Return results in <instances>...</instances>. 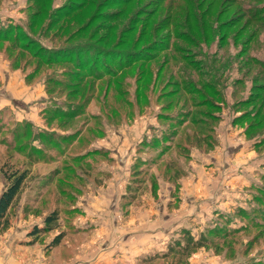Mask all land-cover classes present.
Masks as SVG:
<instances>
[{
    "label": "rangeland",
    "instance_id": "374dc122",
    "mask_svg": "<svg viewBox=\"0 0 264 264\" xmlns=\"http://www.w3.org/2000/svg\"><path fill=\"white\" fill-rule=\"evenodd\" d=\"M240 8L232 0H0V26L12 28L7 41H0V166L6 162L30 172L9 209V226L0 232V264H72L102 249L94 236L99 226L114 232L112 248H126L133 245L127 232L142 223L149 230L156 219L155 229L164 234L160 248L136 264H264V29ZM34 9L41 15L33 21ZM228 22L235 25L225 28ZM24 44L28 53L21 50ZM58 47L70 49L73 62L80 52L78 70L65 61L47 66L32 56L45 58L47 49ZM151 53L155 58L147 64ZM118 66L121 71L109 77ZM98 73L105 75L100 82L85 81L100 86L95 98L76 86L74 79ZM187 73L201 88L191 96L181 91ZM28 74L33 76L27 80ZM210 85L218 97L204 89ZM176 86L180 93L173 97ZM67 99L83 106L81 114L46 122L53 103L63 106ZM188 110L192 114L185 118ZM85 121L73 142L60 140ZM190 122L215 143L192 146L185 157L175 145L190 142ZM42 132L54 136L48 142ZM57 145L66 148V156ZM87 149L108 155L91 154L83 165L72 162ZM135 157L143 160L134 167L143 182L125 196ZM54 170L58 174L50 176ZM4 187L0 174V194ZM114 193L103 224L95 213L87 216L90 203ZM52 210L59 228L29 237ZM209 229L211 244L184 263L168 253L183 232L197 239ZM62 231L60 245L48 248Z\"/></svg>",
    "mask_w": 264,
    "mask_h": 264
},
{
    "label": "trees",
    "instance_id": "16d2710c",
    "mask_svg": "<svg viewBox=\"0 0 264 264\" xmlns=\"http://www.w3.org/2000/svg\"><path fill=\"white\" fill-rule=\"evenodd\" d=\"M234 3L239 4V8L240 6H242L240 8L241 13L243 15V17H245L246 19H248L249 21L253 22V23H257L261 29H264V5H260V6H251L250 4H247L249 1V3H252V1L254 2L255 0H232ZM257 5V4H256ZM35 12H33L31 14V18L34 21L35 19H38L39 16L41 15L40 11L37 10H33ZM232 21H236L235 18ZM32 25V24H30ZM228 25L230 26H224L225 28H232L233 25H235V23L233 22H228ZM3 26H0V41H7L8 39V35L6 36L5 34H8L7 31H9L10 26L7 24V26L5 28H2ZM4 35V36H2ZM236 38V37H235ZM17 39V38H16ZM249 43L248 41L243 42V46L246 47L248 46ZM22 51H27L28 53V46L26 44H24L21 47ZM69 50L70 49H66V48H62V47H58L55 49H47L48 52H46V57H43V54L41 53H34L32 54L33 57L37 58L40 60V63L49 66L50 64H55L61 61H65L69 64L72 63V65H74L75 70H78V68L80 67V52L77 50V52L74 53L75 55V59L74 62L72 60V56L69 54ZM151 51H156V50H151ZM243 51V52H242ZM238 57H240V55L242 53H245L246 50H242ZM18 58V55L14 56V61H16ZM147 58V57H146ZM154 54H148V60L146 61V63H151L154 60ZM247 62H249V59H246ZM26 62H24V65H28V61L25 60ZM130 61V60H129ZM257 65V63H255ZM261 65V64H260ZM24 66V67H25ZM262 69H264V64L261 65ZM163 68V67H162ZM161 69H158L157 71L160 72ZM34 69H37V67H35ZM122 67L118 66V68L107 74L109 77H111V75L113 76V78L115 77L116 73H118V71H121ZM192 70V69H191ZM186 71V70H185ZM196 72L197 75L198 74V69L194 68V70ZM35 71H32V73ZM185 73V72H184ZM89 76H87V74H84L83 76H80L79 80L74 79L76 86L82 87V89L84 90V92L90 93L92 92V97L95 98V95L97 94L96 91L99 89V87H95L93 86V81H88L85 82L87 80V78L96 80V81H101L102 76H105L101 73H98L96 75H91L89 74ZM33 74H28L26 75L27 80L30 79V77H32ZM183 79H185V83L187 84L186 88H182L181 91L182 92H188V95H194L196 93L199 92V89H201L190 77L189 74H184L183 75ZM49 80H51L50 78H47L44 80V83L49 82ZM54 85L55 86H61V82L58 80H53ZM111 82H106L105 84V88H107V86L110 85ZM207 83H210L209 81H207ZM67 85V84H66ZM209 86H205L204 89H210L211 94L213 97H218L217 91L215 89H213L212 85ZM217 87H219V84H216ZM187 87H189L190 89H188ZM48 90V87H45ZM180 88L179 86H176V88H174V90H172L170 92V95L175 97L178 95ZM52 92V90H49ZM60 91V90H59ZM72 91V92H71ZM70 92L72 94H76L77 92H75V90H71ZM88 94V95H90ZM92 98V99H94ZM220 98V97H219ZM91 99V100H92ZM181 99V97H178L177 101H175L176 103H179V100ZM205 101V100H204ZM208 100L205 101V103H207ZM211 106H214L213 108H217L218 109V105L217 103H215L214 105H212V103H210ZM193 107H197V104L194 103L192 104ZM53 113L50 114V118L47 117L46 122H50V120L54 117V118H66V119H73L75 117H78L81 114L82 108L83 106H76L75 103H71L69 102V100L67 99L66 103L60 104V103H53ZM50 108L48 107L47 110H45L44 112L47 111V113L49 112ZM79 113V114H78ZM183 116L189 117L192 112L191 110L188 111H183L182 112ZM97 116L92 115V120L96 119ZM201 126L203 127V123H200ZM85 125H87V121H85L84 123H82V126H80L79 129H77L76 131H74L72 134H67V135H62L60 136V140L62 141H71L73 142L77 137H79V135L82 133V128L85 127ZM190 125H192V127L190 128L191 130V138H190V142L184 146H178V144L175 145L176 149L182 150L185 152V157L188 156L189 150L191 149L192 146L199 148L200 149V145H205L207 148L214 146L215 140L213 139V137H211L209 133L207 134H201L202 133V128H195L194 125H196V123L194 122H190ZM100 131V130H99ZM100 133V132H98ZM54 133L52 132H42L39 133L38 135L41 136V138H44L45 140H48V142L51 140L50 138H52L54 135ZM157 139V138H156ZM156 141V140H153ZM71 144V143H70ZM142 145V144H141ZM140 145V149H143L142 146ZM148 146V145H147ZM58 150H59V154L61 156H63L64 154L67 153L66 148L61 147L59 145H57ZM60 147V148H59ZM163 151V150H162ZM187 153V154H186ZM91 154H101V155H108L106 151H102V150H98V149H87L84 153L72 156V162L75 164H80L83 165V161L88 158L89 155ZM66 156V155H64ZM158 157V156H157ZM136 161V164L133 165V167L131 168V174H130V179L126 185V191H125V196H128L129 194L132 195L131 193H135L140 189V185H141V178H138L139 175L138 170L134 171V167L135 165H137V162L139 160H142L141 158H137L135 157L134 159ZM143 161V160H142ZM152 161V160H151ZM156 161V160H155ZM145 162V160H144ZM171 166L175 165V162H171L170 163ZM65 167H69V166H65ZM178 171V170H177ZM0 174L3 177L4 181H5V187L3 189V191L0 194V232L3 231L4 229H6L9 226V219H8V212L9 209L14 205V203L18 200L24 186L27 184V181L29 179V170H20L19 168H15L12 165H9L8 163H3L0 166ZM57 171H52L50 172V176L53 175H57ZM135 175V177H134ZM153 179V178H152ZM264 179V178H262ZM50 180V179H49ZM50 183V182H49ZM140 183V184H138ZM135 197V196H133ZM59 228V217H58V212L57 210H52L49 214H47L43 220H42V224L39 225H35L32 227V229L28 232V236L29 237H33L34 239L40 235H44L47 233H50L52 231H55ZM211 229V228H210ZM209 229V230H210ZM238 230V229H237ZM212 234L213 231H203L199 234L198 238L195 239L190 232L185 231L183 232V235L178 239L175 240L173 242V245H171L169 247L168 253L172 254L174 257H178L177 259L181 260L183 259V263L186 259H188V257L196 252L197 250L201 249V248H205L208 247V245L211 244V241L208 239V234ZM212 232V233H211ZM232 233V232H231ZM64 237V232H59L57 235H55L52 240L50 241V243L48 244V248H55L57 246L60 245L62 238ZM256 241V238L253 237L251 238L250 242L254 243ZM249 243V242H248ZM162 256V255H161ZM163 257H166V254H164Z\"/></svg>",
    "mask_w": 264,
    "mask_h": 264
},
{
    "label": "crops",
    "instance_id": "0c3cea01",
    "mask_svg": "<svg viewBox=\"0 0 264 264\" xmlns=\"http://www.w3.org/2000/svg\"><path fill=\"white\" fill-rule=\"evenodd\" d=\"M124 186H125V183L123 187ZM118 189H121V188H118ZM101 201L102 202H100L99 200L98 201L99 203L97 202L98 205L96 203L95 205L90 203L93 208H91V211L89 210L90 211L89 213H91V215H87V216L91 217L95 213V217L101 218V222H102L101 224H103V221H105L104 214L106 213V211L108 212L110 211V208H109L110 204L108 205L107 203L113 204L116 201L115 193L112 196L108 195ZM105 205L107 207H105ZM105 208H109V209L105 210ZM98 209H100V214H97L95 212V210L99 211ZM158 210L159 212H163L162 211L163 209L161 207ZM93 218L94 216L92 217V219ZM144 218L149 219L148 217H144ZM164 218L168 219L169 217H167L166 215L164 216ZM151 225H154L153 228L151 227L149 230H146V224L142 223L141 225L142 228H137L133 230L132 231L133 233L127 232L129 233V235H132V236H128V238H131L130 243L133 245L130 246L128 244V246H130L128 247L126 244V248H125V245L123 246V244H121L119 247L113 246L112 248V245L110 244H111V240L114 237V232L111 230H107L108 228L107 226H105V224H104L105 227L101 225L99 226V228L95 229L94 236L96 237V239H100L98 243H102L101 245L102 249L101 250L94 249L93 251H89L83 257L80 256L78 259H75L72 264H111L112 261H116V260L120 261L119 262L120 264L122 263L123 260L127 261L128 264H136L141 258L145 259L146 255H149L153 253L155 250L160 248L161 243L159 239L164 234L161 233L162 229L161 230L155 229V227L159 226L158 219H156L155 222ZM107 241L108 243L106 244Z\"/></svg>",
    "mask_w": 264,
    "mask_h": 264
}]
</instances>
